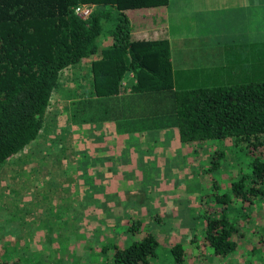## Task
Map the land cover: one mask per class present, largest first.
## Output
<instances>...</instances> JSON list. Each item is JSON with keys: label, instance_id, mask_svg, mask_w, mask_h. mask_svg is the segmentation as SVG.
<instances>
[{"label": "rangeland", "instance_id": "1", "mask_svg": "<svg viewBox=\"0 0 264 264\" xmlns=\"http://www.w3.org/2000/svg\"><path fill=\"white\" fill-rule=\"evenodd\" d=\"M183 6L187 12L191 8L197 9L196 13H178L180 18L176 24L179 28L172 33L174 35L171 45L172 52L178 51L176 48L182 49L177 52L179 54L171 53L177 63H180L183 58L181 64L183 74L187 75L190 69H194L192 74L202 73L204 81L212 83L213 80L207 77L219 73L226 80L217 81L222 86L241 81L239 79L240 70H234V68L246 69L248 80L254 79L256 75L264 74V0H183ZM178 9L176 6L172 11L173 15ZM236 10L248 11L249 15L246 19L250 20V28L254 29L255 33L248 27L243 28L246 20L239 26V29L244 31V35L240 39L237 34L235 38L231 30L235 24ZM166 11L169 10L166 9ZM115 16L114 14L108 20L103 21V29L99 35V48L111 41ZM165 16L167 17L166 14ZM136 18L135 23H139V19L136 20ZM155 19L156 22L161 21L162 13ZM198 28L203 34L216 29L218 31L217 40L212 43L205 38L204 47H208L206 50L196 48L201 53L194 49L190 52L192 44L183 46L182 41L189 39L190 34ZM198 42H203V39ZM241 42L243 45L239 47L238 44ZM253 42H255L254 45ZM215 45L218 48H209ZM202 53L204 54L201 55ZM186 57H188L187 61ZM254 57L256 66L255 63L253 64ZM241 58L244 59L242 63L239 62ZM76 66L80 67L77 72H81L77 80V85L81 86L78 88L72 85V82L65 84L70 72L74 77L73 69L75 70ZM198 67L202 71L196 72ZM261 68L262 70L257 71ZM230 71L232 76L228 78ZM82 76L85 79H82ZM90 78L92 79L90 65L84 59L61 71L59 85L51 95V102L53 101L54 106L49 110L59 107V104L67 106L68 109L70 105L68 99L71 98H80L81 102L88 103L87 99L92 98L91 86L88 85ZM55 100L58 101L55 102ZM75 104L78 102L75 101ZM67 109L64 108L65 114L68 112ZM89 110L103 111L98 104L95 108L91 106ZM84 113L83 109L79 114L74 111V116L70 110L67 113L68 123L62 128L59 127V130L55 119L49 118L44 122L34 140L0 165V258L5 259L9 264H119L112 256L113 244H124L127 240L129 242L138 238L144 231L149 230L158 240L152 264H172L173 257L170 247L176 242H180L184 247L186 264H244L246 261L247 263L264 264V196H259V199H255L249 206L246 204L244 211L249 212L250 215L241 227L244 236L239 239L236 252L225 257L210 254L202 242L203 214L206 208L208 213L216 210L214 208L217 205L214 201L215 193L228 192L232 180L237 179L239 174L249 171L252 157L247 146L243 142L236 144L231 137L188 144L180 141V145L163 147V151L172 149L170 157L168 153L166 156H161V161L167 162L169 159V165L167 169L158 170L157 168L156 174L161 181L166 178L165 175L169 176L167 180L170 183L171 177L173 180L175 178L182 180L181 183L172 184L173 197L166 201L173 205L176 213L180 209L175 208L174 203L185 206L184 215L165 214L160 210L161 216L156 214L145 216L146 210L143 216L139 215L141 218H138L134 214L125 212L123 215L115 211L114 215L110 216L111 220H108L107 215L99 216L96 221L98 227L88 230L86 228L88 225H84L83 222L90 220L83 215L81 210L80 230L74 228L75 222L69 225L72 216L64 217L56 213L54 200L48 198L53 196L55 191L71 192L75 189V185L67 184V182L76 179V167H72V161L69 167L67 164L72 151L73 137H76L77 129L74 123L78 120L81 124L89 121V118H86L87 114ZM64 119L63 114L60 123H64ZM213 152H217L218 155L220 153L218 159L220 166L217 170L209 171L206 168L212 162ZM64 160L67 162L65 163ZM149 168L150 166L144 170L146 175L141 173V176L152 183V188L149 187L147 191H154L155 187L161 186V192H157L160 194L166 188V184L163 181L153 180V170L150 171ZM190 169L191 174L189 175ZM150 175L152 179H149ZM152 191L145 192L146 202L155 201L157 193ZM43 201L48 202L46 203L47 210H43ZM72 210L74 207L70 210L71 215ZM130 218L142 220L141 230L133 234L126 231L128 225L126 223ZM171 222L177 225L170 226L171 229H169L168 224L171 225ZM42 227L47 230H42ZM193 236H195L194 239Z\"/></svg>", "mask_w": 264, "mask_h": 264}, {"label": "trees", "instance_id": "2", "mask_svg": "<svg viewBox=\"0 0 264 264\" xmlns=\"http://www.w3.org/2000/svg\"><path fill=\"white\" fill-rule=\"evenodd\" d=\"M167 1L0 0V165L34 140L51 118L47 114L51 95L65 68L91 59L90 94L100 98L101 108L104 100L127 91L121 81L132 71L136 81L129 91L137 93V99L152 96L153 112L160 113L155 123L162 119L160 124L175 123L182 142L231 137L247 146L252 157L249 171L232 180L228 192L215 193L216 210L208 213L206 208L203 214L204 246L210 254L225 257L237 251L244 236L241 227L250 215L244 211L246 206L264 196V74L223 86L173 88L167 38L132 33L127 15L128 10L158 7ZM79 2L95 4L85 19L74 12ZM114 14L112 39L99 48L103 21ZM85 106L80 105V110ZM211 158L206 170H217L220 153L213 152ZM126 224L131 234L142 228L138 218ZM127 241L113 244L116 263L152 264L158 246L155 234L146 230ZM170 252L172 264H186L180 242L171 245ZM0 264L9 262L0 258Z\"/></svg>", "mask_w": 264, "mask_h": 264}, {"label": "crops", "instance_id": "3", "mask_svg": "<svg viewBox=\"0 0 264 264\" xmlns=\"http://www.w3.org/2000/svg\"><path fill=\"white\" fill-rule=\"evenodd\" d=\"M176 6L179 9L175 11L173 15L172 11H174ZM166 9L170 12H167ZM181 12L183 14L190 12L196 13L197 9L191 8L187 12L186 8L183 6V0H168L165 5L158 7H142L128 10L127 15L131 20L132 33L151 38H158L164 34L167 38L169 59L172 68L173 88L180 89L221 85L220 83H217V81L221 80L220 82H222L225 78L219 73H214L207 77L209 80H213L212 83L210 81H204L205 78L202 77V73H197L198 75L191 73L194 69H190L187 75L183 74L181 67L183 58L180 63H177L176 60L173 59L172 53L179 54L177 52L182 49L176 48L178 51L173 52L171 49L172 40L174 38L172 33L179 28L176 22L180 18L178 13ZM160 13H162V20L156 22L155 18L160 15ZM248 15V11L236 10L234 16L235 24L233 29L231 27V31L234 32L235 38H237V34H239L238 38L240 39L244 35V31L242 32L239 29V26L247 20L246 17ZM135 18L136 20L139 19L140 22L135 23ZM250 24L251 22L248 19L243 28L245 29L248 27L250 30L254 31V29L250 28ZM217 32L216 29H213L208 31V33L203 34L198 28V30H194V32L190 34L191 37L189 39L182 41V45L186 46V44L190 43L192 44V46H190V52L194 49L198 53H201V51L196 48H205L206 50L208 47H204V39L208 38L213 43L217 40ZM254 33L253 36L255 38ZM200 39H203V42L199 43L198 40ZM248 43L250 44V41ZM254 44L255 42H253V45ZM238 45L241 47L243 43L241 42ZM105 46H108V44L102 47ZM214 47L218 48L217 45L209 48ZM98 54L99 52H97L95 57H97ZM203 54L204 53L201 55ZM254 59L253 64L255 63L256 66V59ZM84 60L90 65V58H84ZM187 60L188 57H186V61ZM191 60L192 58L190 57V61ZM239 62H244V59L241 58ZM79 68L80 67L76 66L75 70L73 69V71H75L74 77L73 75L71 76V72L70 75H67L65 84L72 82V85L77 88L81 86L80 84L77 85V80L81 76V72H77ZM235 69L240 70L239 79L241 81L239 82L250 81L247 79L246 69L234 68V70ZM198 71H202L201 68L198 67L196 72ZM231 76L232 74L230 71L228 78ZM82 79H85V77L82 76ZM190 80L193 81L190 82ZM135 81L136 78L132 71L126 73L121 83L127 86V91L119 92V94L111 96V99L104 100L102 106L103 111L100 110L97 112L95 110H89L91 106L95 108L97 104L101 108L99 104L100 98L91 95L92 98L87 99L88 103H86V106L84 107L87 110L84 114H87L86 118H89V121H85L84 124H81L78 120V122L74 123L77 131L76 137H73L71 145V152L73 153L69 151L70 155L68 157L69 161L67 166L69 167L70 162L72 161V167H76V179H71L67 184L71 183L72 185H75V189L71 192H67V190L62 192L55 191L54 195L48 199L54 200V207H56V210L54 211L56 213H60L61 216L64 217L72 216L69 225L75 222L74 228L78 231L80 230L81 225V210L83 211V215L90 220L86 223L83 222L84 225H88L86 227L88 230L96 229L98 227L96 221L99 216L107 215L109 216L108 220H111L110 216L114 215L115 211L121 212L123 215H125V212H127V214H134L138 218H141L139 215L143 216L142 214H144L146 210L147 213L145 216L155 214L161 216L160 210L165 214L184 215L183 212L186 209L185 206L182 207V204L177 205L174 203V207L180 209L179 212L176 213L172 207L173 205L166 201L168 198L173 197L172 184L177 182L181 183L182 180L180 178H175L173 180V177H171L172 181L170 183L167 180V177L169 176L165 175L166 178L162 181L166 184V188L160 194L157 192H161V186L155 187L154 191L148 190L157 193V195L154 199L155 201L150 203L146 202L145 192H148L147 189L149 187L152 188V183H149V180L141 176V173L142 175H146L144 174V170L148 169L150 166L149 170H153V180H157L158 182L161 181L160 177L156 174L157 168L158 170H161V168L167 169L169 165V159H167V162L164 160L161 161V156H166L168 153L170 157L172 152V149L163 151V147L180 145L181 140L175 123H169V125H166V123L160 124L163 119L160 123H155L157 122L155 119H158L157 117H159L160 113L153 112L152 96H143L142 98L137 99L136 97L139 95L129 91V86ZM88 85L91 86V89V78ZM57 101L58 100H55V102ZM68 101L70 104L69 107L71 106V108L68 107V112L71 110L73 114L74 111L76 114H79L80 105L84 104V102H81L80 98H71L68 99ZM75 101L78 102V104H75ZM50 105V107L54 106L53 101ZM74 107H76L75 110ZM64 108L67 109V106L59 104V107H54L52 110H48V115H51V118L55 119V124L58 130L59 127L62 128L68 123V112L65 114ZM106 113H108L107 116H105ZM154 113L157 114L155 118ZM63 114L65 115V119L63 120L64 123H60ZM160 117L163 118L162 116ZM64 162L66 163L67 161L64 160ZM188 168L190 167L188 166ZM188 174H191V169ZM152 177L150 175L149 179H152ZM43 194L46 193L43 192ZM46 203L48 202L43 201V210L48 209ZM56 203H58L57 206ZM73 207L74 210H72L71 215L70 210ZM117 207L121 210L116 209ZM50 209H52V207H50ZM197 213L200 214L199 212ZM92 218L93 221H91ZM174 225L177 224L174 222H171V225L168 224L169 229H171L170 226L175 227ZM42 230H47V228L42 227Z\"/></svg>", "mask_w": 264, "mask_h": 264}, {"label": "built area", "instance_id": "4", "mask_svg": "<svg viewBox=\"0 0 264 264\" xmlns=\"http://www.w3.org/2000/svg\"><path fill=\"white\" fill-rule=\"evenodd\" d=\"M94 8L95 4L92 2H79L74 6V12L82 19H85L91 14Z\"/></svg>", "mask_w": 264, "mask_h": 264}]
</instances>
